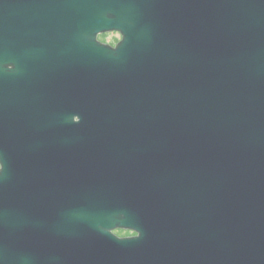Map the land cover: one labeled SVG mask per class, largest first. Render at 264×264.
Returning a JSON list of instances; mask_svg holds the SVG:
<instances>
[{"label": "water", "instance_id": "1", "mask_svg": "<svg viewBox=\"0 0 264 264\" xmlns=\"http://www.w3.org/2000/svg\"><path fill=\"white\" fill-rule=\"evenodd\" d=\"M0 164V264H264V0H0Z\"/></svg>", "mask_w": 264, "mask_h": 264}, {"label": "flooded vegetation", "instance_id": "2", "mask_svg": "<svg viewBox=\"0 0 264 264\" xmlns=\"http://www.w3.org/2000/svg\"><path fill=\"white\" fill-rule=\"evenodd\" d=\"M100 38L112 45H115L121 38V35L119 32H110V33L102 34Z\"/></svg>", "mask_w": 264, "mask_h": 264}]
</instances>
